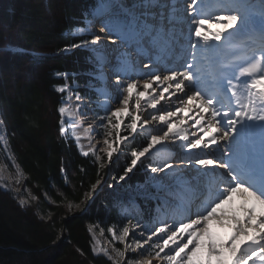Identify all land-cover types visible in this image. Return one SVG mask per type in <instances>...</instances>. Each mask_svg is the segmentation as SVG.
<instances>
[{"label":"snow or ice","instance_id":"6c2138e0","mask_svg":"<svg viewBox=\"0 0 264 264\" xmlns=\"http://www.w3.org/2000/svg\"><path fill=\"white\" fill-rule=\"evenodd\" d=\"M212 3L216 7L209 11V0H98L91 12L93 20H85L86 27L73 30V35L86 34L92 39H82L62 49L89 50L90 62L96 68L91 75L101 84L106 85L108 65L116 77L111 89L93 86L106 104L104 115L96 114L102 120L99 130L93 129L91 123L83 130L89 138L94 132L100 135L101 147L90 145L84 151L80 144L82 136L73 122L72 138L81 147L82 154H91L101 169L106 163H113L114 154L125 155L127 162L118 182L130 179L129 174L138 164L148 170V179L137 187L142 189L143 199L156 203L158 213L184 202L188 193L206 201L201 208L179 220L157 218L150 226L137 217V224L123 226L119 235L111 228L113 239L121 242H126L131 233L137 248L152 241L149 249L144 250L151 258L129 261V264H152V259L166 260L167 264H200L195 257L205 246L202 238L211 236L209 222L214 219H231L234 226L228 240L207 243V254L215 256L217 264L264 262V0H260L259 27L251 0H212ZM96 19H100L101 30L106 29L108 37H116L112 40L115 47H109L107 37L101 42V36L92 31ZM213 20L223 23V31H205L206 23ZM238 34H245L249 39L253 35L258 37L260 47L251 57L229 54L233 38ZM162 57L169 60V66H160ZM133 63L147 70L130 75L127 69ZM57 75L67 77L66 73ZM141 79L143 91L138 90ZM157 82L166 85L159 96L149 92ZM172 88L174 91L169 92ZM57 90L73 91L66 83ZM164 93L175 96V110L157 107L165 100ZM134 94L136 114L129 110ZM142 98L147 108L155 110L146 117L140 115L145 109ZM112 104L117 106L113 108ZM68 105H72L71 110ZM90 110L91 104L79 91H75L74 101L72 96L62 101L58 108L61 136L68 138L66 114L71 111L72 115L87 118ZM189 113L195 128L191 133L185 127L187 120L182 118ZM126 119L129 122L125 123ZM153 122L156 127L150 129ZM256 127L260 129L258 151L254 139ZM169 141L179 154L155 159L161 152L157 146L167 149ZM153 149L156 151L152 152ZM150 152L146 162L142 158ZM18 174H21L19 170ZM99 184L98 178L89 191H95ZM236 194L243 200L240 205L243 215L229 217L221 210ZM28 202L19 200L21 206ZM128 219L130 222L132 217ZM250 233V242L238 245L241 237ZM178 239L184 242L180 244ZM129 247L125 243L124 250L115 249L117 256L125 257ZM114 264L120 262L114 261Z\"/></svg>","mask_w":264,"mask_h":264},{"label":"trees","instance_id":"16d2710c","mask_svg":"<svg viewBox=\"0 0 264 264\" xmlns=\"http://www.w3.org/2000/svg\"><path fill=\"white\" fill-rule=\"evenodd\" d=\"M2 1L0 109L16 161L40 210L25 209L0 188V264H112L94 256L89 229L119 221L117 202L102 195L88 205L85 194L98 178L122 175L125 162L102 171L91 154H80L75 141L59 132L58 108L70 93L82 94L81 86H91L82 95L98 99L92 53L85 48L62 51L88 39L73 35V30L86 26L98 0ZM65 83L73 91L57 90ZM65 125L69 129L66 116ZM145 181L146 175L138 171L131 183ZM82 203L86 211L69 208Z\"/></svg>","mask_w":264,"mask_h":264},{"label":"rangeland","instance_id":"374dc122","mask_svg":"<svg viewBox=\"0 0 264 264\" xmlns=\"http://www.w3.org/2000/svg\"><path fill=\"white\" fill-rule=\"evenodd\" d=\"M255 1H259V0H254V1L251 0L252 3H255ZM1 3H3L2 0H0V5H1ZM255 4H253V5H255ZM258 5H259L258 10H260L261 9L260 1L258 2ZM254 10H255V12H257V14L259 13V17H260V12L257 11V6H256V9H254ZM260 19H261V17H260ZM101 29H102V24L100 22V19H96L93 22L92 31L96 32L97 34H99L101 36V42H104L105 38L107 37V43H108L109 47H115V45L112 44V40H114L113 39L114 37H108V34L105 33L106 29H104L103 31ZM77 35H80V34H77ZM80 36H82V35H80ZM83 36H86L89 40L92 39L91 36H88L86 34ZM16 49L18 50L19 48H16ZM133 64H137V63H133ZM138 67L140 68V65H138V66L135 65L136 69H139ZM105 69H106L105 72L107 74V82H106V85L102 84V88L106 87L108 89H111L113 87V83L115 81V79L114 80L112 79L113 78V74L111 73L112 67H111V65H108L105 67ZM136 69H133V70L136 71ZM140 81L143 83L142 79ZM81 88H83V90L86 92L90 90V86L89 87L81 86ZM142 90H143V88L140 89V91H142ZM84 91L82 92V94L84 93ZM156 91H157L156 88H154L153 93L155 95L159 96L161 93L156 92ZM82 94L80 93V95L82 97H84ZM69 96L73 97V101L75 100V93H70ZM99 98H100L98 100L99 103H91V101H97V100L87 98L89 103L91 104V110L89 111L87 118L72 115L71 111L69 114H66V120L68 122V127H69L68 135L72 138V127H73V122L75 121L77 124V131L82 136L80 144L83 145L84 151H88L90 145L95 146L96 148H99V147H101V145L103 143L102 137L100 135H98L96 132L92 133L91 137L89 138L83 131L84 129H86L88 127L89 123L92 124L93 129L99 130V126L102 123V120L98 119L96 114H99V116L102 117L104 115L103 108L106 106L103 98L102 97H99ZM165 102L166 101L163 100V101H161V104H163ZM141 103L145 105V109L142 110L140 115H142L143 117H146V116H148V113H147L148 108L146 106V102H143V100H141ZM134 104H135V100L134 101L132 100L130 102V105H129V110L133 114H136ZM68 106L71 110L72 105H68ZM116 106H117L116 104H112L113 108H115ZM171 110H173V109H171ZM157 114H159V113H157ZM127 122H129V121L126 119L125 123H127ZM155 127H156L155 122H153L151 125H149L150 129H153ZM98 141H99V143H97ZM168 143H169V148H167V149L163 148L162 146H157V147L161 148V152L157 157H155V159H157V158L160 159L161 157L167 156V155H173L174 156V155L179 154L178 151L173 146H171V141H169ZM75 144L78 148L79 153L82 154L81 147L76 142H75ZM125 151H127V150H125ZM155 151H156L155 149L152 150V152H155ZM151 154L152 153L150 152L149 154L146 155L145 158H142V159H144L147 162V158ZM118 161H124L126 163L127 162L126 156L121 155L120 153H116L113 156V163H111V164L106 163V166L103 167L102 169L101 168L100 169L102 171L103 170L110 171L112 166L115 163H117ZM98 165H99V163H98ZM18 170H19V173H21V174H18ZM138 171L141 172L142 174H145L146 180L148 179L149 171L143 167H140V165L138 164L137 168L133 170V173L129 174L130 179H127L126 181H123V182H118V178H113L111 176L110 178L108 177V179H105V177H103L100 180V184L96 187L95 191L88 193V198H87L88 199V205L92 204V202L98 196H102V195H105L106 197H111V199L114 200L115 203L117 202L116 207L118 209V214L120 215V217H118L119 221H111L106 226L101 225V224L91 225L90 228H92L93 231H90V229H89V233L91 236V250H92L94 256L103 257V258L109 260L112 264H114V261H119L120 264H129V261H133V262L143 261L145 259L151 258V257H147L145 255L144 250L149 249L152 241H149V243H147V244H143L142 248H137L135 241L132 239L131 233H130L129 238L126 242H121V241L113 239V237L109 231L111 228H115L117 231V234L119 235V232L122 230L123 226L136 225L137 224V217L141 218L144 223H147L150 226L155 222V220L157 218L168 219L169 221H171L172 219L179 220L181 218L180 215H179L180 217L174 218V215H178V214H173L172 216L169 215L170 210H171V213H173V211H174L173 206H171L170 209L167 208L165 211L158 213L157 208H156V203L154 201L145 200L141 197L140 192L142 191V189H138L137 186L143 185L145 182L138 183L135 185H133L131 183L132 179L134 178V175ZM63 176L66 177V173L64 171H63ZM109 176H110V174H109ZM0 188L5 192L11 193V195L18 201V203H19L20 199H27L29 201L28 204L26 206H22L25 209L34 208V206H35L36 212H37V210L38 211L40 210L39 209L40 203H38L36 198L32 195L30 189L26 185V174L19 167V165L16 161V156L12 150L10 136H9L8 131L6 129V124H5L3 113L1 112V109H0ZM152 190H154V189H152ZM33 197H34V199H33ZM133 199L135 202L134 205L132 204ZM181 204H183V202L174 204L177 213L179 210L178 207L181 206ZM143 206L144 207L148 206L150 208V213L148 216L142 215V210L144 209ZM69 208H70V210H72L74 212H81V211L87 210L86 206L83 203L81 205H79L78 207L69 205ZM186 208L189 209L190 207H186ZM199 208H200V206H199ZM188 215H191V214H189V211L187 214H185V217ZM129 216L132 217L130 222L128 219ZM228 216L230 217L232 215H228ZM144 217H148V219L145 220ZM209 223H210V228H211V236L206 235L205 237L202 238V242L204 243L205 246L198 251L197 256L195 257V259L197 261H199L200 264H209V261H210V264H217V258L215 256L209 257L207 254V243L209 241L221 243V242L228 240V238H229V236L224 235L222 232H220V231L217 232V230L215 231L213 229H215V228L216 229L217 228H220V229L221 228H230V229L234 230L233 221L231 219H224L223 221H218V220L214 219V220L210 221ZM137 230H139V229H137ZM148 234L149 233L146 232L145 236H147ZM249 236H250L249 237L250 239H247L246 241L245 240L238 241V245L244 244L246 242H250L252 233H250ZM258 238H259V236L257 235V239ZM155 239H156V237L154 236L153 241H155ZM185 239H186V237H185ZM183 242H184L183 240L178 239V243L182 244ZM125 243L130 244L131 247L128 248V252H127L126 256L121 258V257L117 256L115 249L124 250ZM262 243H264V241H262ZM172 247H175V246L173 245ZM100 249H106L107 252L105 253L103 251H100ZM167 251H168V249H165V252H167ZM163 255H164V253H161V256H163ZM253 259H255V257H253ZM152 264H167V261L166 260L152 259ZM248 264H252V261L250 260L248 262ZM257 264H264V262L257 261Z\"/></svg>","mask_w":264,"mask_h":264},{"label":"bare ground","instance_id":"6f19581e","mask_svg":"<svg viewBox=\"0 0 264 264\" xmlns=\"http://www.w3.org/2000/svg\"><path fill=\"white\" fill-rule=\"evenodd\" d=\"M254 1V0H253ZM260 1V0H259ZM213 3L212 2H210L209 3V7H211L210 9H209V11H212L213 10V7H214V5H212ZM254 9H256V6L255 5H253V8H252V11L254 10ZM254 13H255V16H254V20H255V23H256V26L257 27H259V25H260V21H261V19H260V17H259V13L257 14V12H255V10L253 11ZM214 25H211L210 26V28L209 27H206L205 28V31L206 32H211V33H214V32H217V31H223V23H220V24H217L215 21H214ZM237 27H239V25H237ZM229 31H236L235 29H230ZM105 33H107V30L105 31ZM239 35H241V34H238L236 37H234L233 38V40H236L237 39V37L239 36ZM244 35V34H243ZM254 36V35H253ZM243 41H246V42H248V41H253L252 39H244ZM232 46H233V43H232ZM135 60V59H134ZM144 63L146 64V63H148V61H144ZM135 65H140L139 63H137V64H133L130 68H128L127 70H128V72H129V74L130 75H133V76H135L138 72H140V71H146L147 69H144V68H142V65H140V67L141 68H139V69H136V71H134L133 70V66H135ZM112 72V71H111ZM112 74H113V72H112ZM114 75V74H113ZM113 80L114 79H116V77H115V75L113 76V78H112ZM142 82L140 81L139 82V85H138V90L140 91V89L141 88H143L142 87ZM164 86H166V85H161L159 82H157V83H155V84H153V89H150L149 90V92H150V94H152V95H155L154 93H153V90H154V88H156V92H162V88L164 87ZM143 91V90H142ZM174 91V88H172V89H169V92H173ZM177 95H183L182 93H177ZM164 96H165V103H163V104H160V105H158L157 107L158 108H161V107H170L171 109H173V110H175V106H174V102H175V96H169V94L168 93H164ZM135 100V94H134V98H133V101ZM142 100H143V102H145V100L142 98ZM155 110H153V109H151V108H148L147 109V113H148V115H149V113H152V112H154ZM194 111H195V108H194ZM192 115V113H189L188 114V116H182V118H184L185 120H187V123H186V125H185V127L188 129V131H189V133H191V132H193V131H195V128H193L192 127V125H193V121L189 118L190 116ZM198 118V117H197ZM208 119V117L206 116L205 117V120H207ZM254 131H255V137H254V139H255V143H256V148H257V151L259 150V140H260V136H259V132H260V129H259V127H256L255 129H254ZM235 201V202H234ZM234 203V204H233ZM243 203V200H242V198H241V196L239 195V194H236L235 195V197L233 198V200L229 203V204H227V205H225L224 206V208L221 210V211H223V212H225L227 215H243V213H242V211H241V209H240V205ZM199 208V207H198ZM198 208H196L195 210H192L191 211V213H193V212H195ZM200 208H201V206H200ZM184 210L185 211H189L190 209H187L186 207L184 208ZM258 212H259V206H258ZM190 213V214H191ZM178 217H180L179 215H174V218H178ZM177 220V219H176ZM213 230H217V232L218 231H220V232H222L224 235H227V236H231L232 234H233V231L234 230H232V229H230V228H215V229H213ZM212 230V231H213ZM250 236H247V237H241V240H247V239H250L249 238Z\"/></svg>","mask_w":264,"mask_h":264}]
</instances>
